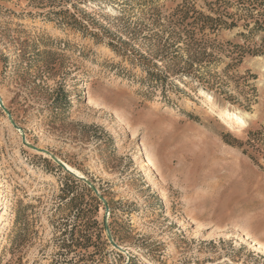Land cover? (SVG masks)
I'll return each instance as SVG.
<instances>
[{
  "label": "rangeland",
  "instance_id": "obj_1",
  "mask_svg": "<svg viewBox=\"0 0 264 264\" xmlns=\"http://www.w3.org/2000/svg\"><path fill=\"white\" fill-rule=\"evenodd\" d=\"M260 19L264 0H0V264H264Z\"/></svg>",
  "mask_w": 264,
  "mask_h": 264
},
{
  "label": "bare ground",
  "instance_id": "obj_2",
  "mask_svg": "<svg viewBox=\"0 0 264 264\" xmlns=\"http://www.w3.org/2000/svg\"><path fill=\"white\" fill-rule=\"evenodd\" d=\"M209 95V94H208ZM222 114L226 117L231 119V121L235 122L237 125L242 126L246 124L247 119L244 116H241L235 112L227 111V110H222ZM68 166V165H67ZM69 167V166H68ZM3 198V193L0 192V201Z\"/></svg>",
  "mask_w": 264,
  "mask_h": 264
},
{
  "label": "trees",
  "instance_id": "obj_3",
  "mask_svg": "<svg viewBox=\"0 0 264 264\" xmlns=\"http://www.w3.org/2000/svg\"><path fill=\"white\" fill-rule=\"evenodd\" d=\"M226 1H229V0H226ZM238 4H242V5H244L245 3L244 2H242V1H238ZM202 17H204L203 15H201ZM208 20H209V23L210 22H216V21H221L220 23H225L226 25H229L228 24V22L226 21V20H224L222 17H218V18H216V19H213V18H210L209 16L208 17H206ZM211 20V21H210ZM261 20V21H260ZM259 21H257L256 23L258 24V26H261V27H263V23H264V20L263 19H260ZM216 23H218V22H216ZM213 26H209V27H211L210 29L212 30V31H216V30H219L220 29V27L218 26V24H212Z\"/></svg>",
  "mask_w": 264,
  "mask_h": 264
},
{
  "label": "water",
  "instance_id": "obj_4",
  "mask_svg": "<svg viewBox=\"0 0 264 264\" xmlns=\"http://www.w3.org/2000/svg\"><path fill=\"white\" fill-rule=\"evenodd\" d=\"M33 147L36 148L37 150H42V149H40V148H38V147H35V146H33ZM53 158H54V160H55L59 165H61L65 170H67V171H69V172H71V173H74V174H76V175H79V174H77L76 172H74L73 170H71V169L67 166V164H66L65 162H63L61 159H59V158H57V157H55V156H53ZM91 186H92V185H91ZM92 188H93V190H94L96 193L99 194L98 190H97L95 187L92 186ZM100 198L105 202V199L103 198V196L100 195ZM105 204H107V203L105 202ZM106 206H107V205H106ZM107 230H108V232H109V229H107ZM108 236H109V239H110L111 241H113V238H112L110 232H109Z\"/></svg>",
  "mask_w": 264,
  "mask_h": 264
}]
</instances>
